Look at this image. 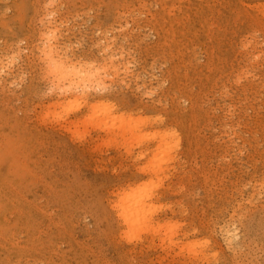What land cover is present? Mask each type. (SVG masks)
Instances as JSON below:
<instances>
[{
    "label": "rangeland",
    "instance_id": "obj_1",
    "mask_svg": "<svg viewBox=\"0 0 264 264\" xmlns=\"http://www.w3.org/2000/svg\"><path fill=\"white\" fill-rule=\"evenodd\" d=\"M0 264H264V0H0Z\"/></svg>",
    "mask_w": 264,
    "mask_h": 264
},
{
    "label": "bare ground",
    "instance_id": "obj_2",
    "mask_svg": "<svg viewBox=\"0 0 264 264\" xmlns=\"http://www.w3.org/2000/svg\"><path fill=\"white\" fill-rule=\"evenodd\" d=\"M68 60L69 59H64V58H62V60L60 61V60H58V64H57V67L56 68H54L53 70L54 71H56L57 73H59V72H62L63 73V77H67V79H70L71 81H73L71 84H70V86L69 87H67V89H65V90H68V91H70V92H72L73 93V91H74V89L75 88H77V89H82V91H83V93L81 92V94H82V96L84 95H88L87 93H88V91H87V93L86 92H84V90L86 89L85 88V86H86V82H87V80H89V83H91L92 82V80H91V82H90V79H92L93 77V75H96V73L98 72V71H92V70H96V68H93V69H90V68H87V67H81L80 69H78V68H76V66L77 65H75V64H72V66L70 67V69H68V68H66V66H67V62H68ZM106 60V59H105ZM113 61V59H111V62ZM73 63V62H72ZM100 64V63H99ZM109 64V63H108ZM115 64V63H114ZM97 65V64H96ZM101 66V65H100ZM115 67L117 66V65H114ZM119 67V66H118ZM102 68H103V66H102ZM120 68V67H119ZM97 69H99V70H101V68L100 67H98ZM106 69V68H105ZM115 69V71L117 70L118 71V68H114ZM104 71V70H103ZM105 72V71H104ZM107 72V71H106ZM111 72V71H110ZM101 73V72H100ZM97 74V76L99 75H101V74ZM106 74V73H105ZM71 75H73V76H71ZM103 75H104V73H103ZM107 75V74H106ZM109 75V74H108ZM107 75V76H108ZM57 76V75H56ZM99 76H98V78H99ZM106 76V77H107ZM94 77H96V76H94ZM98 78H94L95 80H93V83H95V81L98 79ZM101 78V77H100ZM104 78V77H103ZM106 79V78H105ZM100 79H98L97 81H99ZM102 80V79H101ZM86 81V82H85ZM96 81V84H98V86H99V82H97ZM102 83L103 82H105L104 80H102L101 81ZM90 85V84H89ZM88 86V85H87ZM86 86V87H87ZM93 86H95V88H96V85H92L91 84V86L90 87H93ZM94 88V87H93ZM94 88V90H96ZM98 88V87H97ZM92 90V89H91ZM78 92V91H77ZM88 97V96H87ZM87 100V99H86ZM85 100V101H86ZM94 101H96V100H94ZM96 102H99V100L98 101H96ZM96 102H93V103H91V109H93L94 110V107H95V109L97 108V106H99V104H101V100H100V103H96ZM97 105V106H96ZM131 118H132V116H131ZM140 122V121H139ZM144 122H142V124H143ZM126 126H127V124H126ZM143 126V125H142ZM123 127V126H122ZM130 130H131V128L129 127V126H127ZM123 129H124V127H123ZM127 129V128H126ZM122 130V129H121ZM125 130V129H124ZM124 130H123V133H124ZM129 130V131H130ZM167 131V130H166ZM171 131V130H170ZM168 132V131H167ZM165 133V134H167V136L168 137H170V134H172L171 132H170V134L169 133ZM126 133V132H125ZM124 133V134H125ZM158 133V132H157ZM156 132H154V134H157ZM161 133L159 132L158 133V135L157 136H159V137H157V138H161V136L162 135H160ZM164 133H163V136L162 137H164L165 138V135ZM127 135V134H126ZM165 135V136H164ZM173 135H175L174 133H173ZM124 136V135H123ZM153 138L154 137H156L155 135L154 136H152ZM175 137V136H174ZM124 138V137H123ZM125 138H126V140H127V136H125ZM124 138V139H125ZM153 138H151V139H153ZM163 138V139H164ZM167 138V137H166ZM165 138V139H166ZM146 141H147V139L146 138H144ZM162 139V138H161ZM140 140V139H139ZM156 141V140H155ZM140 142V141H139ZM164 143L162 144V146L164 145V144H166V146L168 145L167 144V142H165V141H163ZM161 144V143H160ZM160 147V146H159ZM155 149V148H154ZM154 149H152V150H154ZM156 150H157V148H156ZM159 150V149H158ZM145 155V154H144ZM144 155H141V156H144ZM156 158L158 157V154L155 156ZM156 158H155V160H152V162H151V160H150V162L151 163H153V161H154V163L153 164H151L152 166L154 165V164H159L158 165V167H159V169H157V170H162L163 169V167H161L162 165H161V163H155L157 160H156ZM154 159V158H153ZM150 164V163H149ZM148 164V165H149ZM165 164V163H164ZM167 164V163H166ZM157 165H155L154 166V168L156 169V168H158L157 167ZM161 165V166H160ZM144 167H147V166H144ZM149 167V166H148ZM151 167V166H150ZM162 168V169H161ZM141 169V168H140ZM145 169V168H144ZM151 169V168H150ZM155 169H154V171H155ZM147 170V169H146ZM153 169H151V171H152ZM142 171V170H141ZM145 171V170H144ZM148 171V170H147ZM147 171H145V172H147ZM150 171V170H149ZM153 171V172H154ZM164 171V170H163ZM156 172V171H155ZM159 172V171H158ZM162 172V171H161ZM152 173V172H151ZM156 174V176H160V174H158L157 175V173H155ZM154 176V175H153ZM158 178V177H157ZM158 179H161V177L160 178H158ZM143 180V179H142ZM141 182V181H140ZM162 182V181H161ZM161 182H160V185H161ZM139 183V182H138ZM158 183H159V181H158ZM148 184V183H147ZM150 184H151V182H150ZM150 184H149V186H150ZM141 184H139V186H140ZM142 185H143V183H142ZM146 185V184H145ZM145 185H143V187L141 188V186H140V188L135 184V186L134 185H132L133 187H131L130 185V188L129 189H126V190H124L123 191V193L121 194V190L119 191L120 192V196H119V199H118V201H117V203L115 204V206H116V208L118 209V211H119V216L122 218V223H125L128 227H129V229H130V232H132L131 231V228L133 229V231L135 230L136 231V233H137V231H139V228L141 227V231H143L142 230V227L144 228V230H146V231H149V229L147 230V227H150V228H153L154 230L156 229H158V226L160 225V223L158 224L157 222V224H155V223H153L152 222V224H151V216L152 215H154V214H152V215H150L149 216V214H151V211H154V209H153V206H151V209H153V210H151V209H149L148 207H143V205H145L146 203H147V201H145L144 199H143V197H141L142 199L140 200V196L139 195H141V194H146L147 193V195L150 197V196H152L151 195V192H149V194H148V190H150V189H148V188H144V187H147V185L145 186ZM128 186V185H127ZM163 187V186H162ZM142 191V192H140V190ZM124 188H122V190H123ZM143 189H148V190H146L145 191V193L143 192L144 190ZM139 190V191H138ZM164 190V189H163ZM135 192L137 193L138 192V195H136V197L134 196L135 195ZM140 193V194H139ZM147 196V197H148ZM132 197H135V198H132ZM138 197V198H137ZM129 198H130V200H131V198H132V200L129 202ZM143 200H144V202H143ZM140 201V202H139ZM142 201V202H141ZM146 202V203H145ZM140 203H142V204H140ZM149 205V204H148ZM146 206V205H145ZM114 208V207H113ZM145 208V209H144ZM149 209V210H148ZM151 210V211H150ZM147 211L148 212H150L149 214H147ZM156 211V210H155ZM152 213H154V212H152ZM117 214V215H118ZM154 218V217H153ZM164 222V221H163ZM165 223V222H164ZM163 223V224H164ZM169 223V221H167V223H165V224H167V225H169L168 224ZM124 224V225H125ZM155 224V225H154ZM164 224V225H165ZM163 225V226H164ZM171 226L169 227V226H166L167 228H165V229H171V227H173L172 225L173 224H170ZM175 225V224H174ZM160 226H162V224L160 225ZM136 227L138 228V230L136 229ZM169 227V228H168ZM146 228V229H145ZM160 228V227H159ZM161 228H163V227H161ZM176 228V227H175ZM179 228V227H178ZM169 229V230H170ZM173 229L174 228H172V230H170V231H168V232H172L173 231ZM126 230H127V228H126ZM153 230V231H154ZM159 231L158 232H160V229H158ZM134 231V232H135ZM151 231V230H150ZM149 231V232H150ZM165 231V230H164ZM228 231V230H227ZM152 232V231H151ZM157 232V233H158ZM162 232V231H161ZM133 233V232H132ZM135 233V234H136ZM139 233V232H138ZM154 233H156V232H154ZM172 233H174V232H172ZM131 234V233H130ZM159 234V233H158ZM165 234V233H164ZM176 234V233H175ZM132 235V234H131ZM134 235V234H133ZM166 235V234H165ZM168 236H169V233L167 234ZM167 235L166 236H164L163 238H167ZM170 235H172L171 233H170ZM174 235V234H173ZM227 235V234H226ZM135 236V235H134ZM133 236V237H134ZM138 236V235H137ZM136 236V237H137ZM235 236V235H234ZM173 237V236H172ZM138 238V237H137ZM169 238H171V236H169ZM168 238V240H170ZM226 238V237H225ZM228 238V237H227ZM232 238V237H231ZM129 240H131V239H129ZM136 240V239H135ZM165 239H163V241H164ZM167 240V242H165V243H168V242H174V237H173V241H168ZM171 240H172V238H171ZM177 241H179L178 239H177ZM182 242V241H181ZM228 242H230L229 240H228ZM175 243V242H174ZM173 243V244H174ZM178 243V242H177ZM183 243V242H182ZM181 243V244H182ZM188 243V242H187ZM183 245V244H182ZM186 245V244H185ZM189 245V244H188ZM204 247V246H203ZM199 248V247H198ZM187 250V249H186ZM195 251H196V249H195ZM198 251V250H197ZM193 254V253H192ZM195 254V253H194ZM194 254H193V256H194ZM196 255V254H195ZM200 257V256H199ZM202 258H203V256H202ZM205 258V257H204ZM199 260V259H198Z\"/></svg>",
    "mask_w": 264,
    "mask_h": 264
}]
</instances>
